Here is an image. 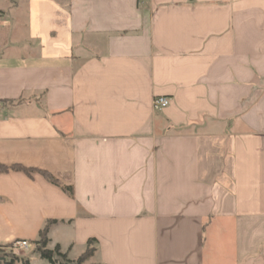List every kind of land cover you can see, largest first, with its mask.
I'll return each mask as SVG.
<instances>
[{"label":"crops","instance_id":"0c3cea01","mask_svg":"<svg viewBox=\"0 0 264 264\" xmlns=\"http://www.w3.org/2000/svg\"><path fill=\"white\" fill-rule=\"evenodd\" d=\"M0 13V165L73 187L0 171V246L56 219L71 259L95 238L104 264H264V0Z\"/></svg>","mask_w":264,"mask_h":264},{"label":"trees","instance_id":"16d2710c","mask_svg":"<svg viewBox=\"0 0 264 264\" xmlns=\"http://www.w3.org/2000/svg\"><path fill=\"white\" fill-rule=\"evenodd\" d=\"M8 102V101H6ZM14 102V101H9ZM10 170H19L23 171L28 175H32L34 172L42 174L49 182L58 185L65 192L70 195H73V187L63 184L59 179H57L52 173L47 170L28 168L20 164L14 165H0V171L7 172ZM58 220L51 219L48 220L45 225L39 231V236L35 243L34 253L37 254L40 258L47 260L50 264H84L88 259L96 257L98 252V241L95 238H91L87 242V246L81 256L77 260H72L68 257V252H63L61 245L56 244L53 248H48V245L51 241L49 233L52 225L57 223ZM18 258L11 259V261H6L5 264H14ZM20 260L23 264H31L30 260L24 257H20ZM0 264L2 259H0ZM91 264H104L101 261H92Z\"/></svg>","mask_w":264,"mask_h":264},{"label":"rangeland","instance_id":"374dc122","mask_svg":"<svg viewBox=\"0 0 264 264\" xmlns=\"http://www.w3.org/2000/svg\"><path fill=\"white\" fill-rule=\"evenodd\" d=\"M35 246L36 245L34 243V246L30 249H20V248L14 247L13 242L6 244V245H2V246H0V259H2V263L5 264L7 259L18 258L19 260H17L14 264H22V261H20V257L27 258L28 256L35 254L33 252L35 249ZM48 248H53V247L48 245ZM82 253H83V250L82 251L79 250L78 252L75 251V254H77V258L72 259V260H77L81 256ZM35 255H37V254H35ZM68 257H69V255H68ZM92 261H96V257L86 260L84 262V264H91ZM33 264H50V263L45 259L37 258V259H34Z\"/></svg>","mask_w":264,"mask_h":264},{"label":"built area","instance_id":"2783aa9c","mask_svg":"<svg viewBox=\"0 0 264 264\" xmlns=\"http://www.w3.org/2000/svg\"><path fill=\"white\" fill-rule=\"evenodd\" d=\"M2 19V14L0 13V21ZM171 99L167 96H158L153 99L152 106L155 110H161L169 106ZM13 246L20 249H30L34 246V243L29 240H16L13 242ZM6 261H11L7 259Z\"/></svg>","mask_w":264,"mask_h":264}]
</instances>
